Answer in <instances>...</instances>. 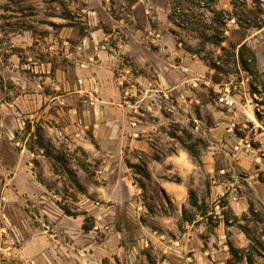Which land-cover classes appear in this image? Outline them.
Listing matches in <instances>:
<instances>
[{
	"label": "rangeland",
	"instance_id": "1",
	"mask_svg": "<svg viewBox=\"0 0 264 264\" xmlns=\"http://www.w3.org/2000/svg\"><path fill=\"white\" fill-rule=\"evenodd\" d=\"M224 93L264 164V0H0V264H264L253 171L202 132ZM181 154L189 221L160 187Z\"/></svg>",
	"mask_w": 264,
	"mask_h": 264
},
{
	"label": "crops",
	"instance_id": "2",
	"mask_svg": "<svg viewBox=\"0 0 264 264\" xmlns=\"http://www.w3.org/2000/svg\"><path fill=\"white\" fill-rule=\"evenodd\" d=\"M221 107L223 108L221 111L214 110L213 117L215 118V123L212 126L206 127V131L202 130V132L204 135L215 140L223 138L227 140L226 142L228 146H230L232 149V154L230 157L236 162L235 164L238 167V171H247L252 169L253 175L248 173V175L245 176L247 178L246 183L249 186H252L255 196L264 203V179L258 180L259 174H257L261 173V176L264 178V164L261 163V159L259 157H256L255 154L249 153V150L246 149L247 147L245 148L244 144L248 143L246 141V137H237L232 132V128L235 127V125L244 126V121L248 120L244 118L241 112H234L232 107ZM134 125L136 129H138L136 123ZM259 127L261 128V132L258 133L257 138L264 144V127L260 125ZM136 129L134 136L137 135ZM261 149L262 148H259L258 150L260 151ZM210 155L211 152H206L203 153L202 157H200L201 163L206 165L208 175H210L209 185L207 188L208 199H212L214 201L218 197L228 195L229 205L234 213L233 215L237 217L238 215L246 213L248 209L246 200H244L243 197L232 195L235 189L230 188L232 187L231 183L226 184L224 181L216 182L210 180L212 178L211 174L213 172L212 158ZM186 157L187 156L184 154H181L180 157L173 155V157L170 156L165 159L167 164L170 163L173 165L171 168H166V172L176 174L180 181H178V183L166 181L160 185L163 193L167 197V201L172 204L174 203L177 206L176 212L178 215H180L182 209H185L184 206L186 202L187 190L186 180L188 181V178L194 174V167L191 164H188ZM176 162L178 164L182 163V165H178L177 168L174 166ZM251 178L254 179L252 182L249 181Z\"/></svg>",
	"mask_w": 264,
	"mask_h": 264
},
{
	"label": "built area",
	"instance_id": "3",
	"mask_svg": "<svg viewBox=\"0 0 264 264\" xmlns=\"http://www.w3.org/2000/svg\"><path fill=\"white\" fill-rule=\"evenodd\" d=\"M181 72H186V69H181L180 70ZM217 102L221 105V106H224V107H234L236 105V102L235 100L233 99L232 96H230L228 93H224L222 96L218 97V100ZM251 112V114H250ZM242 115L253 125V126H256V121L254 119V113L253 111H249V109L247 108V105H243L242 107ZM245 147H248L249 148V144L246 143L244 144Z\"/></svg>",
	"mask_w": 264,
	"mask_h": 264
},
{
	"label": "trees",
	"instance_id": "4",
	"mask_svg": "<svg viewBox=\"0 0 264 264\" xmlns=\"http://www.w3.org/2000/svg\"><path fill=\"white\" fill-rule=\"evenodd\" d=\"M245 48L244 47H241L240 48V54H241V56L243 57V50H244ZM249 54H250V59H251V61H252V63H253V66H254V64H255V57H254V55L251 53V52H249ZM187 151H188V153L194 158V160L196 161V162H199V159H198V155H197V153L196 152H194V151H192L190 148H187L186 149ZM140 174L141 175H146V174H144V172H140ZM179 181V180H178ZM188 204H189V206L190 207H193V208H195L196 210H200L201 211V206H200V204L197 202V200H196V198L192 195V194H190L189 195V198H188ZM204 214V213H203ZM184 215H185V209H182V219H183V221H189V220H187L185 217H184ZM225 224L227 225V222H225ZM84 230H88L87 228H84ZM249 264H252L251 263V261H249L248 262Z\"/></svg>",
	"mask_w": 264,
	"mask_h": 264
}]
</instances>
